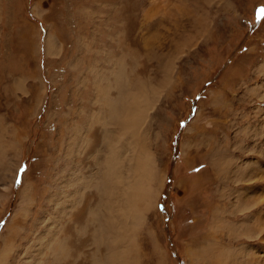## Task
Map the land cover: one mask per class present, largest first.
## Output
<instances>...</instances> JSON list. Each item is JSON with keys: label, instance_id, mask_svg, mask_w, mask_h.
I'll return each instance as SVG.
<instances>
[{"label": "rangeland", "instance_id": "374dc122", "mask_svg": "<svg viewBox=\"0 0 264 264\" xmlns=\"http://www.w3.org/2000/svg\"><path fill=\"white\" fill-rule=\"evenodd\" d=\"M263 133L264 0H0V264H192L211 209L238 226L264 188ZM240 229L225 264L259 245Z\"/></svg>", "mask_w": 264, "mask_h": 264}, {"label": "bare ground", "instance_id": "6f19581e", "mask_svg": "<svg viewBox=\"0 0 264 264\" xmlns=\"http://www.w3.org/2000/svg\"><path fill=\"white\" fill-rule=\"evenodd\" d=\"M159 6H160V2L158 4H153L152 11L156 10ZM146 15H150V14L147 12ZM117 77L119 78L118 75L114 76L115 79H117ZM92 101H94V100H92ZM106 104L108 106V104L110 105V102H107ZM109 109H111V108H109ZM115 111L116 110H114V108H113V111H110V112L114 113ZM140 113H141V110L138 109L136 111V114L133 116V121H136L137 118H139V120H140V118H141L139 116ZM94 116H96V113H95V111L91 110L90 113H88L89 121H92ZM97 118H99V116ZM126 122H127V118H124V120L120 123L124 129H125ZM137 122L138 121H136V123ZM90 123H89L88 129L90 128ZM65 129H67V128H65ZM86 131H87V129H86ZM80 133L86 135L85 131H82ZM113 134H114V132L110 133L108 135L112 136ZM108 135L106 132H104V136H103L104 139L102 141L103 144L106 143ZM64 137H65V135H64ZM86 138H88V137H86ZM254 148H256V147H254ZM142 149H143V147H142ZM144 152L145 151H143V153H140L139 156L136 158V160H137L136 165L139 167H143L144 165H147V164L149 165V163H150V161L148 160L150 157V156H148L149 154L146 155V152L145 153ZM102 153L105 154L103 149H100L93 156V158L97 159ZM105 155H107V159L105 160L104 166L106 165L108 167L110 165H112L113 163L119 164L120 163L119 155L122 156V154H121V152L117 146H113L109 150V153H106ZM262 159L264 160V156L262 157ZM262 163L263 162L261 161L260 162L261 166L263 165ZM262 170H263V172H259L256 175H254L253 177L258 179V181L262 182V184L264 185V169L262 168ZM149 171L150 170L148 168V172L147 171L145 172V176L138 177L132 186H130L131 183H128L124 180L123 176H119L118 183H122L125 186V192L123 194L121 193V198L118 197V199L114 202V204L116 205V211H121V213L124 214V216H125L126 210L128 209L127 208L128 204L124 205L125 201H129L132 197H133V199L135 198L136 201H140L141 199H143L145 197L144 193H147V192L149 193L151 191L152 185H150L149 190L147 189L146 191L143 190L142 186H141V185H143V184H141V182L144 179L148 180V182H150L151 180L154 181L152 178H150L151 175H150ZM221 175H223V174H221L220 172H216V178L217 179L215 178V180H217V182H220L222 184L221 190H222V196H224L226 194V191H227L226 190L227 189L226 183H229V180H230L229 176H231V175H229V176L224 175L225 177H223ZM14 176H15L14 174L11 175V180L6 183L7 186L5 185L3 187L4 190L11 187L12 180H13ZM117 180H118V177H117ZM254 184H259V182H255ZM146 185H147V183H146ZM155 190H152V191L154 192ZM131 191L133 192V194H130ZM217 194L219 195L218 192H217ZM233 196L236 197L237 205L241 209L243 207V210H246V212H245L246 214L244 213L245 216H243L241 218V220H239L238 226L232 227L231 220L226 219V217L224 216V212L227 213V211H228L226 206L224 205V203L220 205V208L214 207L213 209H211L212 210L210 213L211 214V217H210L211 223H210L209 230H208L209 233L204 238L203 243L199 244L200 246L199 245H197L196 247L194 246V249L187 248V250H188L187 255L190 257L192 264H201V263L202 264H214V262L216 264H225L228 262V260H234L235 261L236 256L234 258H231V249H230L229 244L226 242L225 245H221V243H222L221 241H226L232 235H236L235 231L236 232L241 231L240 227L244 230V232H243L244 234H250L251 237L256 238V242H258L259 245L255 244V242L254 243L249 242V245H248V243L243 244V246H241L238 249V254L244 259L245 264H264V188L251 186L247 192H244L243 190L242 191H236L235 195H233ZM221 198H223V197H221ZM23 201L24 200L22 199L21 202L23 203ZM142 204L144 206H142ZM146 207H148V205H146L145 201H143L140 205V209L139 208L137 209V213L143 212L144 209H146ZM253 210H254V212H252ZM256 210H258V211L256 212ZM55 241L56 240H51L50 242H48V245L51 244L52 242H55ZM241 248H247L249 250L247 259L242 256L241 251H240ZM48 250H50L51 254L54 253L53 254L54 260L60 259L59 257H61V255H65V253L68 252L66 250L60 251V248L56 247L54 245H49ZM55 255H57V256H55ZM213 257H216V259ZM199 261H201V263ZM100 262L102 264V261H100Z\"/></svg>", "mask_w": 264, "mask_h": 264}, {"label": "snow or ice", "instance_id": "6c2138e0", "mask_svg": "<svg viewBox=\"0 0 264 264\" xmlns=\"http://www.w3.org/2000/svg\"><path fill=\"white\" fill-rule=\"evenodd\" d=\"M196 171H198V169Z\"/></svg>", "mask_w": 264, "mask_h": 264}]
</instances>
